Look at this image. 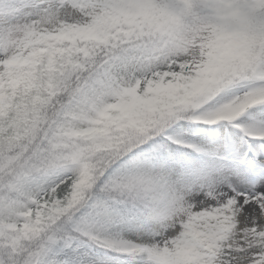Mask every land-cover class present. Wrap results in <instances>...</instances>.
<instances>
[{"label":"snow or ice","instance_id":"1","mask_svg":"<svg viewBox=\"0 0 264 264\" xmlns=\"http://www.w3.org/2000/svg\"><path fill=\"white\" fill-rule=\"evenodd\" d=\"M0 264H264V0H0Z\"/></svg>","mask_w":264,"mask_h":264}]
</instances>
